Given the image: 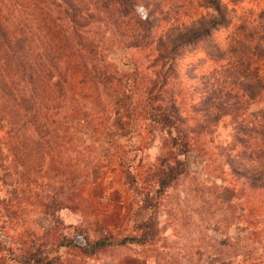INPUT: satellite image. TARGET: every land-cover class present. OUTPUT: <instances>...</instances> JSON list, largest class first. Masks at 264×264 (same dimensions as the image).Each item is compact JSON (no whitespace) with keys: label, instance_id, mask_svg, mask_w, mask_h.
Listing matches in <instances>:
<instances>
[{"label":"rangeland","instance_id":"374dc122","mask_svg":"<svg viewBox=\"0 0 264 264\" xmlns=\"http://www.w3.org/2000/svg\"><path fill=\"white\" fill-rule=\"evenodd\" d=\"M147 1L148 8L144 6ZM220 1L227 5L229 24L212 28L210 39L189 43L177 59L182 78L188 79L187 84L176 79L171 81L181 112L191 123L196 120L190 109L196 96L192 84L198 83L201 78H210L211 82H215L223 73V64L233 56L237 39L251 37L264 47V0ZM0 3L9 4V0H0ZM45 5L50 7L60 25L67 26L73 39L63 10L49 1ZM204 6L203 0H140L133 10L143 17L151 9L156 12L150 36V41H154L165 22L189 23L197 14L206 12ZM164 11L171 14L170 19L163 16ZM34 13L35 10L30 18ZM132 14L129 11L128 18L131 20L134 19ZM15 15L7 20L14 30L13 35L27 38L28 47L32 49L27 56L34 65L38 61L44 63L36 55V52L42 54L43 45L48 40L40 31V25L27 19L20 23L23 16ZM105 23L95 19L80 29L83 39L95 45L94 52L83 50L81 53V57L87 59V65L90 67L95 62L104 73H114L117 70L128 72L136 63L145 76H149L144 81L151 84L156 74L153 66L157 65L152 53L153 43H149L150 47L125 50L121 41L125 37L121 31ZM214 43L221 48L223 59L220 61L212 59L205 51L207 45ZM248 55V48L241 51L243 58ZM263 56L264 51L254 54L260 73L264 74ZM86 87L85 90L92 91L91 95L101 94V100L80 98V101L84 109L90 108L94 126L95 122L108 119L105 133L100 136L98 132L88 131L92 129L88 126L79 127L77 133L71 136L66 134L65 148L55 160L44 153L47 151L45 148L42 150L43 157H40L41 151L36 146L28 152L27 159L19 156L13 171L5 141L7 121L2 118L3 113L0 114V242H5L7 254L12 260L5 253L4 257L11 264H42L30 260L34 253L44 260L53 259L52 264H264V192H253L242 179L235 180L238 177L232 174L223 158L225 150L234 142L235 121L224 117L213 134L202 135L196 141L194 150L183 153L175 131L163 126L158 121V112L145 102L137 103L140 109L134 114L139 127L135 125L130 132H124L118 127L127 114L125 104L121 103V94L98 81L88 83ZM142 93L143 88L135 94L136 98H142ZM4 102L8 108L14 107L11 102ZM67 104L70 106V103ZM64 106L66 108V104ZM260 107H264V101L254 103L250 110ZM75 125L76 122L72 128ZM33 138L36 140L38 136ZM241 148L238 143L232 152L237 154ZM121 157L138 166L144 176L152 174L151 167L157 168L161 164H166V168L176 166L174 158L184 160L187 171L162 194L157 207L135 211L139 208L136 204L141 197L130 187L123 194L119 189L121 173L117 160ZM248 160L244 159L249 165L254 162ZM68 172L76 177L74 201L57 212H43L40 202L59 196V192L54 191L56 186L70 184L66 178ZM27 179L31 181L29 187L25 185ZM150 190L152 193L154 187ZM15 199L24 204L28 201L29 206L26 210L19 204L20 214L13 217L5 213V204ZM122 202L125 203V213ZM145 219H149L150 223V237L146 244L106 247L94 254H84L77 247L68 245L71 241L83 245L80 236L95 240L131 233L135 229L132 223Z\"/></svg>","mask_w":264,"mask_h":264},{"label":"trees","instance_id":"16d2710c","mask_svg":"<svg viewBox=\"0 0 264 264\" xmlns=\"http://www.w3.org/2000/svg\"><path fill=\"white\" fill-rule=\"evenodd\" d=\"M48 1L63 10L67 24L71 26L74 40L67 26L60 25L50 12V7H45V2ZM139 1L9 0V4L0 3V114L3 113L2 118L7 121L5 141L10 168L15 171L19 156L22 155L27 159L28 152L33 151L36 146L41 151L40 157H43L42 150L45 148L47 150L45 154L51 155L53 160L58 159L65 148V135L71 136L79 127L90 126L92 129L88 131L98 132L102 136L108 119L95 122L94 126L90 117V108L84 109L83 102L80 101V98L101 100V94L91 95V90H85L86 84L98 81L104 86L108 85V88L114 89L123 97L121 103L125 104L127 114L118 123L119 129L130 132L135 125L139 127L138 118H135L134 114L140 109L137 103L145 102L158 112V121L163 126L175 131L183 153L194 150L199 137L213 134L221 119L230 117L233 122L235 121V130H237L233 134L234 142L225 150L224 161L229 165L232 174L238 177L235 180L242 179L244 185L249 186L253 192H264V107L250 110L254 103L264 101V74L260 73L257 66V57H260L258 59L262 57L254 58V54L264 51V47L255 43L251 37L237 39L234 42L233 56L223 64L222 75L218 76L215 82H211L210 78H201L198 83L192 84L196 96L190 109L191 113L196 115V120L191 123L182 114L181 106L174 95L175 88L171 85L174 79L184 85L188 81L185 77L182 78L177 59L189 43L210 39L212 28L229 24L226 15L227 5L220 0H203L205 13L199 16L197 14L195 19L186 24L165 22L159 37L150 41L151 31L157 18L156 12L151 9L146 16H140L134 11L135 9L133 10ZM144 6L148 8L149 1ZM34 10V16L30 18ZM129 11L133 12L131 16L133 20L128 18ZM15 13L23 16L20 23L27 19L40 25V31L48 40L43 45L42 54L36 52V55L37 58L41 57L44 63L38 61L37 65H34L27 56L32 50L28 47L30 44L27 38L13 35L14 30L10 28L7 20H10L12 15L16 16ZM163 13L165 18L170 19L171 14L168 11ZM28 16L29 18H26ZM95 19L105 21L108 27L114 25L121 31L125 37L121 39L125 50L150 47L148 45L153 43L152 53L155 54L157 65H152L156 74L151 84L144 81L149 76H145L144 71L136 63L128 72L117 70L114 73H104L95 62L90 67L87 65V59L82 58L81 53L83 50L94 52L95 45L94 42L83 39L80 29ZM260 38L262 39L261 35ZM40 39L43 40L41 35ZM246 48L249 55L243 58L241 51ZM205 51L216 61L223 59L221 48L217 43L207 45ZM142 88L143 97L136 98L135 94L141 92ZM5 100L7 103L11 102L14 107H6ZM67 103H70V106ZM77 116L80 117L79 120ZM71 119L76 120L73 128L74 122H70ZM35 135L38 136L36 140L33 138ZM20 139L22 140L19 141ZM238 143L242 148L234 154L232 151ZM246 158L254 162L249 165L244 161ZM174 161L176 166L166 168L164 166L166 164H161L157 168L151 167L152 174L144 176L138 170V166H133L124 157L119 158L117 162L121 173L119 186L121 193H125L130 187L141 197L136 204L137 207L143 209L157 207L162 194L174 180L187 171L184 160L174 158ZM25 166L24 163L23 167ZM97 177H100V173ZM66 178L70 181L69 185L64 184L54 188L55 193L59 192V196H51L40 202L43 212H57L74 201L76 177L72 172H68ZM30 182V179H27L25 185L29 187ZM151 187H154L152 193ZM13 193L15 194L14 191ZM17 200L5 204L6 214L18 216L21 209L18 207L19 204L22 209L27 210L29 202L24 204ZM23 201L25 202L24 199ZM122 203L125 213V203ZM132 224L135 229L131 233L117 237L109 235L95 240L88 236H80L83 245L76 244L75 241H71L68 245L77 247L84 254H94L106 247L146 244L150 237V223L144 221ZM30 260L42 264L54 262L53 259L44 260L36 253L31 255Z\"/></svg>","mask_w":264,"mask_h":264},{"label":"crops","instance_id":"0c3cea01","mask_svg":"<svg viewBox=\"0 0 264 264\" xmlns=\"http://www.w3.org/2000/svg\"><path fill=\"white\" fill-rule=\"evenodd\" d=\"M137 210H148V209L136 208L135 211H137ZM148 220L149 219H145L143 221H136V220L135 221H136V223H143L144 221H148ZM4 244H5V242H4ZM4 244H3V242L2 243L0 242V261H4V264L5 263L6 264H11V262H9V260L4 257V253H5L6 254V257L10 259L9 255L7 254V249L4 246ZM128 245H131V244H128ZM137 245H142V244H137ZM122 246H126V245H122ZM3 251H5V252H3ZM10 260H12V259H10Z\"/></svg>","mask_w":264,"mask_h":264}]
</instances>
